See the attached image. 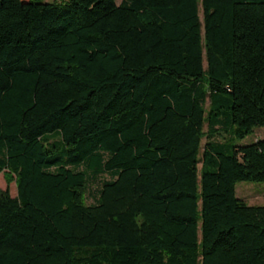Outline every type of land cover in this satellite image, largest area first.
Here are the masks:
<instances>
[{"label": "trees", "instance_id": "trees-1", "mask_svg": "<svg viewBox=\"0 0 264 264\" xmlns=\"http://www.w3.org/2000/svg\"><path fill=\"white\" fill-rule=\"evenodd\" d=\"M257 126L264 0H0V264H264Z\"/></svg>", "mask_w": 264, "mask_h": 264}, {"label": "rangeland", "instance_id": "rangeland-1", "mask_svg": "<svg viewBox=\"0 0 264 264\" xmlns=\"http://www.w3.org/2000/svg\"><path fill=\"white\" fill-rule=\"evenodd\" d=\"M42 1H53V0H42ZM115 1L117 3L120 2V0H115ZM203 128L204 130L207 129L206 123L204 124ZM258 138H264V126L255 127L253 131L248 133L245 137L241 139H237L236 143L244 144V143L252 142ZM215 139L222 140V138L219 136L215 137ZM205 140H206V137H203L201 139V148H200L199 156H201ZM198 165H200V162L198 163ZM107 177H109L108 174L102 173V174H98L94 177L89 178V184H88V189H87V194H86L87 202L93 201V198L97 194V190L101 184V181ZM6 186H8V189L11 195L16 194V185H15L14 179L11 180L7 185L4 173L0 172V190L4 189ZM235 194L236 196L242 198L249 204H263L264 203V181L239 180L235 184Z\"/></svg>", "mask_w": 264, "mask_h": 264}]
</instances>
